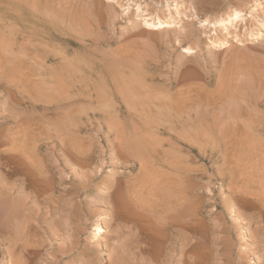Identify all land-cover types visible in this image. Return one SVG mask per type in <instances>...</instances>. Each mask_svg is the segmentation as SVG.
I'll list each match as a JSON object with an SVG mask.
<instances>
[{
	"label": "rangeland",
	"instance_id": "374dc122",
	"mask_svg": "<svg viewBox=\"0 0 264 264\" xmlns=\"http://www.w3.org/2000/svg\"><path fill=\"white\" fill-rule=\"evenodd\" d=\"M7 1L19 3L23 0H0V5H4ZM29 1H30L29 3L22 2L24 4L23 6L31 7L34 4L35 7L39 3V6L36 7L42 10L43 13L44 12L47 13L46 17L48 19H46V22L48 23L46 24L40 22L29 23L28 26H24L23 24H19L13 20L7 19V17L2 12H0V27H1L0 29V41H1L0 42V165H1L0 169L2 168V166L4 169H9V166L10 167L14 166L19 170H24L27 169L26 167L30 166L29 163L32 162L31 164L34 165L35 167L31 165L33 168L31 166L28 168L29 169L32 168L31 170H33L34 172H39V170L37 169L38 166L41 167L40 170L49 171L47 175L56 173V177H58L59 175L58 173H60L61 171L64 172L66 176H68L67 178H65V181H61V180L59 181L58 179H55L54 181H52V183L48 182L49 186L53 187V190L52 189L47 190L46 192H51V191L52 192L50 194L45 193L44 196L46 197V200L48 202H51V200L58 198V194L60 193L58 189L62 187L61 189L71 190L75 198L81 201L84 210L86 209L85 212H83V216L85 220V228L81 230V231L86 230L87 232V233L85 232L86 234H83L81 239V241L84 240V243L83 242L81 243L82 244L81 246H83V244L87 243V239H88L87 234L90 235V233L88 232L94 223L93 218H95L96 221H98L99 223H103V220L107 217L103 212L104 211L103 208H101L100 206L92 207L91 204L93 201L99 199V194L97 190L99 188V184L101 180L106 175V170H110L112 172L117 168L115 164H113V162L115 161H112L114 160L113 157L115 158V155L113 153V147L110 146L109 142L113 140V138L115 139L116 137L139 140L142 141L143 143L145 142L143 145L139 146L138 148V150L143 151L141 152V154L139 152L141 158L139 156L138 157L140 158V160L141 159L146 160V162L145 161L141 162L139 161V159L137 158L135 159L131 157L124 160L126 162L122 161L123 162L121 165L122 167L117 168L120 169V171L121 169H123V172H119V176L122 179V181L125 178L126 181L124 180L123 184L125 183L128 187L131 188L135 186V183L139 178L138 174L142 172L143 167L145 168V164H147V161L149 163L147 165L149 166L147 165L146 166L147 167L151 166L150 161L151 158L153 157V154H151V152H157L159 156H162L163 154L162 158L164 157L163 159L166 160L170 159L172 154H175L176 156L178 155L179 156L178 167L180 166L181 168L183 167V165H185V167L188 165L189 167H191L188 170L184 168L187 171L184 170L183 168L182 170H180L179 168V173H178V175L180 174L181 178L183 179L178 178L179 180L177 186L181 190L177 189V191H179L181 194L182 190L185 188L184 185H186V187L188 186L189 188H193L196 195L193 196V200H195L196 204L192 205L190 209H187V214L190 215L188 217H185L184 219L188 221V223L189 222L197 223L198 221H202L206 219L205 221V224L207 225L206 227H209L208 229L212 232V233L210 232L209 235L206 234L210 237H206L204 234L201 235V233L200 234L193 233L194 237H196L194 238L192 235L194 239L192 240V242L194 241L193 243L201 242L202 238L205 236L204 237L205 242H203V244L201 242L198 245L202 248L196 246L197 252H195L194 250L193 260L198 258L199 259L203 258L201 260H198L200 261V264L201 263L203 264H263L264 263V259H263L264 229L262 230L263 231L262 233L260 232L261 231L260 230L259 234H257L258 233L256 231L257 226L256 227L254 226L257 224L254 222L255 219L253 220L252 218L253 217L255 218V215L257 213V208H255L254 203H258V202L261 203L262 201H264L263 199L264 190L262 192V190L259 191L257 186L253 187L250 184L249 177L254 175V170L258 171V169L260 168L259 170L260 172L264 171L263 168L264 165L263 163L260 162L262 161V157L264 156L263 154L264 153V147H263L264 118L262 119L263 121L262 124H257L259 126V129L262 130V131L259 130V133L255 132V134L257 133V136L259 137H257L254 134V135H246L247 136L246 138V136L241 137L239 134H241L242 130H243L242 135H245V132L246 134H249L247 133L250 131V127L248 126L249 124L247 125L244 123L243 124L240 123L239 124L240 127L242 126V128H240L239 125L236 126V124L233 125V123L230 122H228L229 124L226 122H223V124L220 122H215L214 124V122L212 123L205 121H197L195 123L186 122L184 121V119L180 118L181 115L185 116V114L183 113L185 111L182 112L183 109L182 110L180 109L182 107L179 104H177V106L180 107H176V105L172 104L171 109H164L161 108L160 106L154 105L155 106L154 107L151 103L149 106V103L145 102L144 100L147 99L146 96L148 97V95H153L155 97L158 96L156 98H161V97L164 98L165 95L164 96L162 95L166 93H167L166 96L170 93H173L172 95L170 94L171 96L170 95L168 96L170 97L174 96V98H176L177 94L174 92L178 90L177 87L180 88L182 87L181 85H183L184 87V85L186 86L187 84L193 86V82H195L194 86L197 85L196 83L198 84L202 83L200 79L198 80L195 77L196 69L194 68L183 71H180L179 69L177 76L181 75V77L184 78V80L182 78H179L178 82L176 81L177 83L172 84L171 82V78L173 77L177 65L179 64L180 61V56H179L180 49L179 46L177 47L173 45L172 40H165L164 37L166 33L169 32L168 35H170L173 39L172 32L173 31L177 32L179 30L178 25H181L182 22H184L182 16L183 14H181L182 18L181 17L176 18L173 27L174 29H172V31L171 30L167 31L165 29H157V30L154 29L153 30L154 32L159 30L158 33H155V35L149 34L148 36V34H144L143 32L144 29H141L139 24L141 23L140 21L143 16L144 6L147 7L150 0H137V1L118 0L117 4H113L114 7L112 11L106 9L107 4L109 3L108 0H51V1L37 0V4L35 3L31 4L33 0H29ZM194 1L195 2L197 1L196 4ZM194 1L181 0V3L179 4V7L182 8L181 12H183L182 10H184V8L187 7L189 4H193L197 9L199 8V10H202V12H216L217 10H223V9L232 10L233 8H239L242 5V3H244V0H229V1L228 0H218V1L194 0ZM44 2H46V4ZM88 2L91 5H99V7L102 6L101 10L103 14L100 13V15H96L95 17L96 23L88 22L79 25L80 28L78 26L77 28H71L66 26L68 21L67 23L65 21H63L64 23L63 22L61 23L58 20L57 16L55 15V13L58 12L59 13L58 17L61 19L62 13L61 11L59 12V10L57 9L63 6L65 8L64 10L65 14L68 13L70 14L73 11L76 12L77 15L83 16L82 14L83 10L87 9L86 7L89 4ZM138 2L140 4L141 10L143 11L142 13L141 11L138 12V10L136 9ZM262 3L264 5V0H262ZM208 4L211 6L214 4L216 5H214L215 7L214 8L213 6L211 7ZM54 5L57 7H55ZM166 7L167 6H162L160 9L163 8L162 10H165ZM8 10L16 11V9H8ZM259 12L261 14V9H259ZM245 13L247 15V10ZM62 19L64 20L65 18L63 17ZM201 19H203V17L201 16L193 18L195 32L192 35L190 41H186L182 43L183 46L187 44H191L192 46H194L195 55L194 56L192 55V57H190L192 60H194L195 58L198 60H207L208 53L207 50H205L207 48L206 47L207 42L215 34V30H210V28L214 26L212 25L210 26L209 24L207 26L201 25L199 23ZM50 20L52 22H50ZM55 20L58 21V23H54L53 21ZM246 21L248 22L247 24L253 22L252 20L251 21L247 20V17H246ZM177 22H179L180 24ZM9 25H11V27ZM139 27H140L139 34L132 35L130 33L129 35L121 36V33L123 34L127 32L128 29L137 30ZM218 27L219 26L217 25L216 26L217 32H219ZM200 29H202L204 33ZM76 30L79 31V33ZM21 31L25 32L24 39H22V36H20L19 34ZM51 31L56 32L57 34L58 32L65 33V31H67V34L65 33L64 36L70 38L74 43L66 44L56 39H53L45 34V32H51ZM153 31L151 30L152 33ZM205 31L208 35L205 34ZM198 32H202V33L199 34ZM164 33L165 35H163ZM81 35L83 36V38L77 40L76 36L80 37ZM73 37H75V39ZM126 37L127 39L124 40L123 38ZM35 42L38 43V47L37 45H35L36 44ZM40 42L41 44H39ZM231 44H230L231 48L230 49L228 48L230 51L233 50V45ZM122 47L123 50L121 49ZM21 49H23V51H26L27 53H29V51L31 53H29V55H27V53H24L26 54L25 56L23 52L20 51ZM231 53L232 52H228V54ZM20 54L21 57H19ZM31 55L33 57H31ZM35 55H38V57L37 56L35 57ZM116 56L121 58L118 59ZM48 57L49 58L56 57L58 59L63 60L65 70L63 68L64 71L63 76L59 78L60 87H61L59 89L52 87L50 72L54 70H60L62 69V67H58V69L53 68L52 65L54 64V62L50 60ZM21 60H25L23 62L27 63L28 66L30 65L29 66L30 69L27 65H25V63H23V65L26 66V68L28 67L27 71H25L26 69L24 70L23 67H19L22 64ZM119 60L120 61L122 60L121 62H123L125 66L123 64L120 65L121 62ZM36 61L39 62L37 63ZM33 66L35 67L40 66V68L38 69V67H36L34 70L32 69L33 70L32 71L31 68H33ZM219 68L221 72L225 70L224 71L225 73H221L219 71ZM197 69L200 70L198 67ZM229 69L230 68L227 66V64L214 65V67H212L211 70L213 76L212 78L213 82L216 79L218 80L217 76H219V74L221 77L223 75L227 76L228 73L226 72L229 71ZM34 71H36L37 73L35 72V74H33ZM74 74H76L77 79L79 78L81 79L83 85L81 87L82 89H80L79 91H75V93H72L71 91H67L66 86L68 82L74 78ZM91 80H93L94 82ZM227 80L222 79L223 82L224 81L226 82ZM99 81L101 83H99ZM124 82L126 83V86ZM63 83L65 85L64 87L62 86ZM85 85L87 87H85ZM145 85H150L151 87ZM157 88L160 90H158ZM160 91L161 94L159 93ZM69 95H70V99H69ZM243 109H242V113L245 114L244 112L245 109L244 110ZM255 110H257L258 113L264 115L263 105L260 104L259 106L256 107ZM163 112L165 113V116H167V118H165V116L162 115L164 114ZM175 116H178L179 118H175ZM258 126H256V128H258ZM235 129L236 131L238 130L240 133L235 132ZM232 132L237 133L241 137V139L239 138V136L236 138L232 137L231 136ZM227 135L230 136H228L227 138ZM229 138L230 140H228ZM247 140L250 142L249 144ZM64 141L67 143L63 144ZM159 141L161 145L156 144ZM227 141H229V143ZM228 144L230 145L233 144V145H231L232 147L229 149H227L228 148L227 147L226 150L225 147ZM155 148L157 149L159 148L158 150L160 149L161 150L156 151L157 149ZM168 150L170 152L169 154H166ZM143 153L146 156L148 155L150 158H147L148 156L145 157ZM167 155L168 158H165ZM225 155H229L228 156L229 163L226 162L224 164L222 160L227 158V156L225 157ZM232 155L239 158L238 163H233L234 162L233 160H235L236 157ZM68 157L70 158L74 157L75 159L81 157L84 159L88 158L90 160L89 162L83 163L80 162L79 160L69 159ZM232 157H234V159ZM11 158L14 159L10 163L8 159L11 160ZM28 158L30 160H28ZM40 159L42 160V162ZM253 159L256 162L254 164H257L258 167L254 164H251V162L252 163L254 162ZM2 160L4 162H2ZM115 160H117L118 163L120 162V160H122V158L116 157ZM6 161H8L11 165ZM26 163L29 165H26ZM247 163H249V165H247ZM237 164H238V168L236 170L235 167L237 166ZM261 164L263 165V167L261 166L262 168L260 167ZM246 167L254 168V169L248 170L247 168V170H245ZM158 168H160L163 171V173L164 172L165 174L168 173V170L167 169L165 170L163 166L158 165ZM219 169H221L220 172L222 171L223 175L220 174ZM229 169H231V171H228ZM234 169L236 170V173H234L235 171ZM243 171L245 172L244 174ZM241 172L242 175H240ZM237 174L239 175V177ZM243 175H245L246 177ZM230 176H231V180H230ZM126 177H129L128 179L130 181H127ZM135 177L137 178L135 179ZM21 178L22 176L15 177V183L17 186L20 185ZM241 179L243 180V183ZM245 182L249 183L251 186L249 184H245ZM232 183L234 184L238 183L239 185L242 184L248 187L246 188L245 186L243 187L242 185H240L242 186V188H240L239 190L240 191L239 198L238 197L235 198L236 200H239V202L241 201L242 204L238 202L240 204L239 205L235 202L236 200L229 199L230 202L229 204L231 205L228 204V206L231 207L227 206V208L224 209L221 203L219 202V197L220 196L222 198L229 197V193H231L230 186H232ZM220 188L222 189L221 192H220ZM206 189H212V191H214V195H213L214 197L212 196L210 198V196H205V192H202V194H200V191ZM219 192H220V196H219ZM46 194H49V196L48 195L46 196ZM50 197L53 198H51L50 200L49 199ZM205 197H207L208 199ZM68 198L69 199H67V201L65 200V204L69 203L70 197ZM199 202H201L202 204H200ZM207 203H211L212 205H207ZM88 204L90 206H88ZM198 205L200 209L198 208ZM210 207H212L213 209H211ZM230 209H232L231 210L232 214L230 213ZM89 210H94V211L96 210V211L92 213L89 212ZM233 210H235V215H233L234 214ZM46 212L47 211L45 210L44 215H47ZM194 215L195 218H193ZM260 217L262 219L264 218V215L263 217L262 215ZM197 218L198 221H195L197 220ZM238 221H241L242 224L239 225ZM49 223H50V217L46 218L44 222V226L45 225L48 226ZM114 224L112 228H115V230L118 232V237L110 238L109 230L107 228H103L97 239L96 238L94 239L92 246H94V248L96 249H100V252L98 253L104 255L108 254L110 251H108V248L105 247V243L109 245L111 244L110 245L111 247L114 243L119 244L121 240H123L122 238H125V236L130 235V231H129L130 223H127L123 228L120 224L117 223V221ZM202 224H204V221H202ZM213 225L216 227H214ZM66 227L62 231L63 237L70 238L69 232L71 230L69 228L71 227V225L69 226V228L68 226ZM228 228L231 230H229ZM232 229H234L235 231ZM229 231L234 232V236H232L231 233H229ZM255 231L257 233H255ZM185 233L186 230L183 234ZM64 234H66V237L64 236ZM249 234L250 236L253 237H250ZM218 236L228 237L229 242L227 247L225 246L222 248L220 245L221 243L220 244L217 243V241L220 239ZM197 240H201V241H197ZM101 247H103L102 250ZM48 251H46L45 249H40V253H47ZM203 252L204 255L203 254L201 255V253ZM198 253L200 256L198 255ZM206 253L208 254L207 256ZM197 255L199 257H197ZM260 258L263 260H261ZM86 259L87 258H85V260ZM253 260L255 262H253ZM69 262H70V258L64 256L63 259L60 261V264H69Z\"/></svg>",
	"mask_w": 264,
	"mask_h": 264
},
{
	"label": "bare ground",
	"instance_id": "6f19581e",
	"mask_svg": "<svg viewBox=\"0 0 264 264\" xmlns=\"http://www.w3.org/2000/svg\"><path fill=\"white\" fill-rule=\"evenodd\" d=\"M192 1H194V0H192ZM216 1H218V0H216ZM22 2L29 3L30 1L29 0H23L19 3L7 1L4 5H0V10H1L0 12H2L7 17V19L13 20L19 24H23L24 26H28L29 23H38V22L43 23V24L48 23V22H46V19H48L46 17L47 13L46 12L43 13L42 10H40L39 8L36 7V6H39V3L37 4V0H33L31 3V4H33V3L37 4L35 7H34V4L31 7L23 6L24 4ZM108 2L109 3L107 4L106 9L112 11L113 7H114L113 4H117L118 0H108ZM139 2H138V5L136 3V5H137L136 9L138 10V12L141 11V13H142L143 11L141 10ZM196 2H195V4H196ZM44 3L46 4V2H44ZM70 3H71V1H70ZM73 3H74V1H73ZM180 3H181V0H150L147 7L144 6V12H143V16H142V19L140 21L141 23L139 24V26L141 27V29H144L143 30L144 34H148V36H149V34L155 35V33H158L159 30L156 31L157 29H165L167 31H169V30L172 31V29H174L173 27H174L176 18L181 17V14H183L182 16H183L184 22H182L181 25H178L179 30L177 32H174V31L172 32L173 39L170 35H168L169 32H167L166 35H165V33L163 34V35H165V37H164L165 40H172L173 45H175L177 47L179 46V49H180L179 50L180 61H179V64L177 65V68L174 72L173 77L171 78V82H172V84H175L178 82L179 78H182L181 75L177 76L179 69H180V71H183V70L194 68V69H196L195 77L198 80L200 79V81H202V83H200V84L196 83L197 85L194 86L195 82H193V86L190 84H187L186 86L184 85V87H183V85H181L182 87H180V88L177 87L178 90H176V92H174L177 94V97L175 96L176 98H174V96L170 97L173 93H170L171 95L168 94L170 96H168V95L166 96L167 93L163 94L162 96L165 95V97L164 98L161 97L162 99L156 98L158 96L155 97L153 95H148V97L146 96L147 99H144L145 102L149 103V106L151 103L153 106L154 105L160 106L161 108H164V109H171L172 104L176 105V107L181 106L182 108H180V109L181 110L183 109L182 112L185 111V112H183L185 114V116L181 115L180 118L184 119V121H186V122L195 123L197 121H205V122H212V123L214 122V124H215V122H220L222 124H223V122H226V123L230 122V123H233V125L236 124V126L239 125L240 123L241 124L244 123L247 125L249 124L248 126L250 127L251 132L248 130L249 132H247V133H249V134H246V132H245V135H242V133H243V130H242L241 134H239L241 137H243V136L245 137L246 135H254L255 132L259 133V130H261V129H259V126L257 124H262L263 123L262 119L264 118L263 114L258 113V111H257L258 109L255 110L256 107L259 106L260 104L264 106V5L262 3V0H249V2H248V0H247V2H246V0H244L245 4L242 3V5L239 8H233L232 10H228V9L217 10L216 12H202V10H199V8L197 9L193 4H189L187 7L184 8V10H182L183 12H181L182 8L179 7ZM235 3H236V1H235ZM240 3H241V1H240ZM86 5H87V3H86ZM128 5H129V3H128ZM214 5H216V4H214ZM214 5H212V6L214 7ZM243 5H245V6H243ZM162 6H167V7L165 8V10H162L163 8L160 9ZM209 6H211V5H209ZM55 7H57V6H55ZM101 7H99V5H91L89 3L86 7L87 9L83 10V13H82L83 16H79L76 14V12H73V11L70 14L68 13L69 15L65 14V12H64L65 8L63 6H61L59 9H57V10H59V12L61 11V13H62L61 19L58 17V15H59L58 12L55 11L56 12L55 15L57 16L58 20L61 23L63 21H65L67 23V21H68L66 26L71 27V28H77V26L79 27V25H82L83 23H88V22L89 23L90 22L96 23L95 17H96V15H100V13H102ZM8 9H16V11L15 10L9 11ZM136 9H135V11H136ZM259 9H261V14L259 12ZM122 10H123V8H122ZM246 10H247V15L245 13ZM104 11H105V9H104ZM49 12H51V11H49ZM114 13H113V15H114ZM198 16L203 17V19H201L199 22L201 25H206V26L208 24L210 26L212 25L214 27H211L210 30H215L214 36L207 42V46H206L207 48L205 49V50H207V53H208L207 54L208 55L207 60H198L196 58L194 59V57H193L194 60H192L190 57H192V55L193 56L195 55L194 54L195 53L194 46H192L191 44H187L185 46L182 45L183 42L190 41L192 35L194 34L195 31H194L193 18L198 17ZM63 17L65 18L64 20L62 19ZM246 17H247V20H249V21L252 20L253 22H251L250 24H247L248 22L246 21ZM50 22H52V21L50 20ZM53 22L58 23V21H56V20ZM177 23H179V22H177ZM217 25L219 26L218 27L219 32H217V29H216ZM9 26L11 27V25H9ZM53 26H55V25H53ZM59 26H61V25H59ZM140 27L138 28L139 30L138 29L137 30H135V29L129 30L128 29L127 32H125L123 34L121 33V36H126V35H129L130 33L132 35L133 34H139ZM0 29H1V27H0ZM89 29H91V28H89ZM154 29H156L155 30L156 32L153 31ZM151 30L153 31V33L151 32ZM165 30H164V32H165ZM200 30L202 31V29H200ZM72 32H71V34H72ZM77 32L79 33V31H77ZM202 32H198V33L200 34ZM65 33L67 34V31H65ZM65 33L64 32H58V34H57L56 32H52V31L51 32H45V34L48 35L49 37L56 39L58 41H61L63 43H66V44L74 43L70 38L64 36ZM19 34H20V36H22V39H24L25 32L21 31ZM205 34L208 35L206 33V31H205ZM3 35H5V34H3ZM230 35H231V37H230ZM139 36H141V35H139ZM73 38L75 39V37H73ZM82 38H83L82 35L80 37L76 36L77 40L82 39ZM123 39L125 40V39H127V37L123 38ZM150 41H151V39H150ZM198 42H199V40H198ZM121 43H122V41H121ZM39 44H41V42ZM230 44L233 45V50L231 49L232 51L229 50L231 48ZM35 45H37V47H38V43H36ZM121 49L123 50V47ZM195 49H196V47H195ZM20 51H22L23 54L27 53L26 51H23V49H21ZM228 52H232V53L228 54ZM29 53H31V52L29 51ZM29 53H27V55H29ZM115 53H116V51H115ZM24 55L26 56V54H24ZM32 55H31V57H33ZM116 55H117V53H116ZM124 55H125V53H124ZM36 56L38 57V55H35V57ZM118 56H116L118 59L121 58ZM19 57H21V54L19 55ZM31 57H29V58H31ZM49 59L54 62V64L52 65L53 68L58 69V67H62V69H60V70H54V71L50 72V79L52 82V84H51L52 87L59 89V88H61L59 78H61L63 76L64 63H63L62 59H58L56 57H52ZM21 61H22V64L19 67H23V69L24 70L26 69L25 71H27V68L30 65L28 66L27 63L23 62L25 60H21ZM39 61H41V60H39ZM39 61H36V62L38 63ZM28 62H30V61H28ZM116 62H117V60H116ZM131 62H132V60H131ZM23 63H25V65H27L28 67L26 68V66H24ZM37 63H35V64H37ZM39 64H41V63H39ZM108 64H109V62H108ZM111 64H114V63H111ZM118 64H119V62H118ZM121 64H123V62H121L120 65ZM216 64H219V65L227 64V66L230 69H229V71L226 72V73H228V75L227 76L223 75L225 78L223 76H222L223 77L222 78L219 74L221 72L220 68H219V71H220L218 73L219 76L216 75L218 77V80L216 79L217 81L215 80L213 82V79H212L213 76H212L211 70H212V67H214V65H216ZM40 66L39 67L36 66V67H38V69H39ZM36 67L33 66V68H31V70L32 69L34 70ZM197 67L200 70H198ZM231 68H232V71H231ZM29 69H30V67H29ZM64 70H65V68H64ZM73 71H75V70H73ZM224 71L225 70H223V72H221V73H225ZM35 72L36 71H34L33 74H35ZM75 72H77V71H75ZM181 74H182V72H181ZM226 77L228 78V80ZM221 78L223 80H227L226 81L227 83L225 81L223 82ZM79 79H77L76 74H74V78L72 80H70L66 86L67 91H71L72 93H75V91H79L80 89H82L81 87L83 85V82L81 81V79L80 80ZM182 79L184 80V78H182ZM91 81H93V80H91ZM99 83H101V82L99 81ZM144 84H147V83H144ZM48 85H50V84H48ZM212 85H213V87H212ZM62 86L63 87L65 86L64 83L62 84ZM125 86H126V83H125ZM145 86L149 87L150 85H145ZM85 87H87V86L85 85ZM153 88H155V87H153ZM153 88H151V89H153ZM90 90H91V88H90ZM102 90H104V89H102ZM158 90H160V89H158ZM116 91H117V89H116ZM159 93L161 94V91ZM145 95H146V93H145ZM69 99H70V95H69ZM91 101H92V99H91ZM78 103H80V102H78ZM177 104H179L180 106H177ZM159 108H158V110H159ZM243 108L247 111H245ZM242 109L244 110L245 114L242 113ZM160 111H163V110H160ZM162 115L165 116V113ZM165 118H167V116H165ZM175 118H179V117L175 116ZM168 120H169V118H168ZM222 124H220V125H222ZM256 126H258V128H256ZM239 127H240V125H239ZM240 128H242V126ZM229 132H230V129H229ZM235 132L238 133L239 131L238 130L236 131V129H235ZM235 132L231 133V136L234 138L239 136ZM257 133L255 134L256 136H257ZM213 135H214V133H213ZM228 136H230V135H227V138H228ZM240 136H239V138L241 139ZM257 137H259V136H257ZM246 138H247V136H246ZM228 140H230V138ZM243 140H244V138H243ZM259 140H260V138H259ZM170 141H168V142H170ZM153 142H155V141H153ZM227 142L229 143V141H227ZM236 142H237V140H236ZM66 143L67 142L64 141L63 144H66ZM109 143H110V146L113 147V153L115 155V158L116 157L122 158V160H120V162L117 163V160H115V158L113 157L114 160H112V161H115V162H113V164H115V166L117 168L122 167L121 166L123 163L122 161H124L130 157L135 158V159L137 158L141 162L142 161L146 162V160H143V159L140 160V158H141L140 154L143 151L138 150L139 146L143 145L145 142L143 143L142 141H139V140H132V139H128V138H117L116 137L115 139L113 138V140H111ZM245 143H246V141H245ZM249 143L250 142L248 141V144ZM156 144H160V141L157 142ZM174 144H172V145H174ZM231 145H233V144H231ZM231 145L228 144L225 147V149L227 147H228L227 149L231 148L232 147ZM142 147H144V146H142ZM155 147H156V145H155ZM263 147H264V145H263ZM155 149H157V148H155ZM158 149L156 151L161 150V149L160 150H158ZM139 152H140V154H139ZM169 152L170 151L168 150L166 154H169ZM77 153H78V151H77ZM151 154H153V157L151 158V161H150L151 166L147 167V166H149V165H147V164H149L147 161V164H145V168L143 167L142 172L138 174L139 178H138L137 182L135 183V186H133L132 188L128 187L125 183L123 184V181L125 180V178L122 181V179L119 176V172H123V169H121V171H120V169L116 168V170H114L112 172L110 170H106V175L101 180V182L99 184V188L97 190V192L99 194V199L93 201L91 206L92 207L93 206L94 207L100 206L101 208H103L104 209L103 212L105 213V216H107V217L103 220V223H99L98 221H96L95 218H93L94 223L88 232V233H90V235L87 234V238H88L87 243L83 244V246H81L82 245L81 243L82 242L84 243V240L81 241V239H82L83 234H86L87 232H86V230L85 231H81V230H83L85 228V220H84L83 212H85L86 209L84 210L81 201L77 200L75 198V196L71 192V190L61 189L62 187L60 189H58L60 191V193L58 194V198H56L54 200H51V198H53V197L49 198L51 200V202H48L46 200V197L44 196L45 193L50 194L52 192V191L46 192L47 190H51V189L53 190V187L49 186L48 182L52 183V181H54L55 179H58L59 181L60 180L65 181V178H67L68 176H66V174L64 172L61 171L60 173H58L59 174L58 177H56V173H53L51 175L50 174L47 175L49 171L40 170L41 167L38 166L39 164L37 165L38 166L37 169L39 170V172H34L33 170H31L33 168L32 166H34L31 164L32 162L29 163L30 166L32 165L31 166L32 168L29 169L28 167H30V166H28V167L25 166L27 169H24V170H19L14 166L13 167L9 166V169H4L2 166L3 169L2 168L0 169V172L2 170V172L0 173V264H60V261L63 259L64 256H67L70 258L69 264H198V262L200 264V261H198V260H201L203 258H200V259L198 258V259L193 260V253H194V250H195V252H197L196 246H198L199 243L202 242V244H203V242H205V240H204L205 236L210 237L208 235L211 231L208 229L209 227H206L207 226L205 224L206 219L205 220L201 219L202 221H204V224H202V221H198V218L200 216L197 218V220H195V221L199 222V223L197 222L198 224L194 223V222L193 223L189 222L190 223L189 224L188 221H186L184 219L185 217H188L190 215V214L189 215L187 214V209H190V207L192 205L196 204L195 200H193V196H196V195H195L193 188H189L188 186L186 187V185H184L185 188L182 190L181 194L179 191H177V189H179V187L177 186L178 180L181 178L180 174L178 175L179 168H180V166L178 167L179 156L172 154L171 158L166 160V159H163L164 157L162 158L163 154H162V156H159V154H157V152H151ZM231 154H233V153H231ZM237 155H239V154H237ZM147 156L145 155V157H147ZM226 156H227V158H225L226 160L225 159L222 160L224 162V164L226 162L229 163V161H228L229 155H225V157ZM232 156H234V155H232ZM74 157H72V158L68 157V158L69 159H75ZM145 157H143V158H145ZM234 157H236V156H234ZM234 157H232V158L234 159ZM147 158H150V157L148 156ZM165 158H168V155ZM223 158H224V156H223ZM263 158H264V156L262 157L263 162L262 161H260V162L263 163V165H264V159ZM13 159L14 158H11V160L8 159V161L11 163V161ZM28 160H30V159L28 158ZM75 160H79L80 162L86 163V162H89L90 159H88V158L84 159V158L79 157L78 159H75ZM238 160H239V158L236 157L235 160H233L234 161L233 163H238ZM8 161H6V162H8ZM2 162H4V161L2 160ZM41 162H42V160H41ZM124 162H126V161H124ZM133 162H134V160H133ZM27 163H26V165H29ZM233 163H232V165H233ZM254 163H256L255 160L253 163L251 162V164H254ZM158 165L163 166L165 168V170L167 169L168 173L167 174H165V172L163 173V171L160 168H158ZM247 165H249V163H247ZM254 165L257 166V164H254ZM263 165L261 164L260 167L261 166L263 167ZM182 168L183 169L186 168L188 170L191 167H189V165L186 167H185V165H183V167H181L180 170H182ZM237 168H238V164L235 167V169L237 170ZM247 168H248V170L254 169V168L246 167L245 170H247ZM186 169H184V170H186ZM220 170L221 169H219V172H220ZM236 170L234 171V173H236ZM239 170H240V167H239ZM259 170H260V168L258 169V171L254 170V175L249 177L250 178L249 181L253 187L257 186L259 191L262 190V192H263V190H264V171L261 170L262 172H260ZM228 171H231V169H229ZM244 171H243V174L245 173ZM220 174L223 175L222 171L220 172ZM240 175H242V172ZM16 176L17 177L22 176L21 183L19 186H17L15 183V177ZM196 176H198V175H196ZM243 176H245V175H243ZM234 177H237V176H234ZM238 177H239V175H238ZM126 178H127V181H130L128 179L129 177H126ZM136 178L137 177H135V179ZM45 179L48 181H46ZM181 179H183V178H181ZM184 180H187V179H184ZM184 180H182V181H184ZM230 180H231V176H230ZM239 180H240V178H239ZM239 180H238V182H239ZM230 182H232V181H230ZM242 183H243V180H242ZM129 184H131V183H129ZM245 184H249V183L245 182ZM240 185H242V184H240ZM240 185L238 183L237 184L232 183V186H230L231 193H229L228 198H222L220 196V192L222 190L220 188L219 202L221 203V205L224 209H226L228 204L230 203L229 199L230 200H236L235 198H237V197L239 198V195H240L239 190H240V188H242V186L243 187L245 186V185H242V186H240ZM176 186H177V188H176ZM199 187H200V184H199ZM87 188H88V186H87ZM179 190H181V189H179ZM202 192H205V196H210V198L214 195V191H212V189L202 190V191H200V194H202ZM49 194H46V196L47 195L49 196ZM227 194H228V192H227ZM68 197H70V201H69V203L65 204V200L67 201V199H69ZM205 198H207V197H205ZM235 202L237 204H239V203L242 204L241 201L239 202V200H236ZM199 203L202 204L201 202H199ZM199 205H198V208H199ZM207 205H212V204L207 203ZM229 205H231V204H229ZM88 206H90V205L88 204ZM254 206H255V208H257V213L255 215V218L253 217L252 219L253 220L255 219L254 222L257 224L254 226L255 227L257 226L256 231L258 233L256 231H255V233L259 234V231L261 230L260 232L262 233L263 232L262 230L264 229V220H263L264 218L261 219V217H260L261 215H262V217L264 215V201H262L261 203H259V202L254 203ZM228 207H231V206H228ZM196 208H197V206H196ZM210 208L213 209L212 207H210ZM247 208H249V207H247ZM45 210L47 211L46 214L48 215V217H50V223L48 226H46V225L44 226V222H45L46 218H48L47 215H44ZM231 210L232 209H230V213H231ZM95 211L89 210V212H92V213ZM197 211H199V210H197ZM233 213H234L233 215H235V210H233ZM195 215H196V213H195ZM195 215L193 218H195ZM242 217H243V215H242ZM191 218H192V216H191ZM87 219H88V217H87ZM203 219H204V217H203ZM183 220H185V221H183ZM190 220H192V219H190ZM116 221L118 224H120L122 226V228L127 223H130L129 224L130 235L125 236V238H122L123 240H121V242L119 244L114 243L111 247H110L111 244L109 245V244L105 243V247H107L108 251H110L109 253L107 252L108 254L104 255V254L98 253V252H100V249H96V248H94V246H92L94 239L95 238L97 239V237L99 236V234L101 233L103 228H107L109 230L110 233L108 231L107 232L110 234V238L118 237V232L115 230V228H112L113 224ZM218 222H217V224H218ZM200 223H201V225H200ZM238 224L241 225L242 222L238 221ZM70 225H71V227L69 228ZM66 226H68V228L71 230V231L69 230L70 231L69 232L70 238H68V237L64 238L63 237L62 231L64 230V228ZM214 227H216V226H214ZM255 227H254V229H255ZM181 230H184V231H181ZM185 230H186V233L183 234L185 232ZM229 230H231V229H229ZM232 230H234V229H232ZM121 232H123V231H121ZM124 232H126V231H124ZM193 233H196V234L201 233V235L204 234L205 236L203 238L201 237L202 241L197 240V241H201V242L193 243L194 242V241L192 242V240H194L193 239V237H194ZM229 233H231V235L234 236V232L229 231ZM206 234H208V235H206ZM192 235H193V237H192ZM64 236L66 237V234H64ZM243 236H244V234H243ZM249 236H250V234H249ZM218 237L220 239L217 241V243L218 244L221 243L220 245L222 248L225 246L227 247L228 242H229L228 237H224V236H218ZM250 237H253V236H250ZM254 237H257V236H254ZM194 238H196V237H194ZM198 239H199V237H198ZM208 241H209V238H208ZM90 244H91V246H90ZM205 246H206V244H205ZM103 247H101V250ZM198 247H200V246H198ZM200 248H202V247H200ZM207 248H208V246H207ZM40 249H45L46 251H48V250L49 251L47 253H40ZM202 254L204 255V252L201 253V255ZM198 255H199V253H198ZM198 255H197V257L200 256V255L199 256ZM207 255L208 254L206 253V256ZM190 257H192V258H190ZM222 257H223V255H222ZM258 257H256V258H258ZM85 258H87V259L85 260ZM263 259H261V260H263ZM253 262H255V261L253 260ZM260 263H262V262H260ZM201 264H203V263H201Z\"/></svg>",
	"mask_w": 264,
	"mask_h": 264
}]
</instances>
